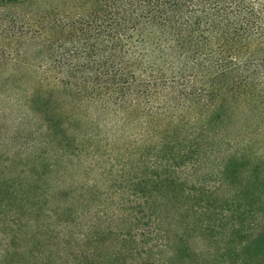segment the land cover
Here are the masks:
<instances>
[{
  "label": "rangeland",
  "instance_id": "rangeland-1",
  "mask_svg": "<svg viewBox=\"0 0 264 264\" xmlns=\"http://www.w3.org/2000/svg\"><path fill=\"white\" fill-rule=\"evenodd\" d=\"M232 1L230 33L264 24ZM22 2L0 1V264H264V85L203 74L161 117L105 114L72 70L111 5ZM263 51L231 54L264 78Z\"/></svg>",
  "mask_w": 264,
  "mask_h": 264
},
{
  "label": "trees",
  "instance_id": "trees-1",
  "mask_svg": "<svg viewBox=\"0 0 264 264\" xmlns=\"http://www.w3.org/2000/svg\"><path fill=\"white\" fill-rule=\"evenodd\" d=\"M97 1L103 8L111 5L110 15L116 16L112 23L95 26L94 32L104 28L106 34L88 35L87 62L84 68L72 71L74 77L82 79L83 92L94 94H90V101H96L105 114L119 115L136 109L148 117L152 114L161 117L166 110L157 112L156 104L180 102L183 93L193 92V88L196 93L188 96L193 100L202 96L198 95L200 89L196 87L195 77L203 74L201 77L210 82L206 92L213 89L214 80L227 77L234 84L259 81L254 82V90L263 92L260 86L264 85V78H259L262 73L257 70L261 64L245 67L241 62L243 57L231 52L241 42L263 44L264 24L247 36L240 37L234 33L236 29L230 33L242 11L239 6H233L232 0ZM48 2L53 0H43V11L48 8ZM222 23H226L225 32L218 34ZM51 25L55 27L54 23ZM226 46L228 50L224 49ZM263 53L257 57L263 58ZM75 60L74 57L72 61ZM186 73L194 78H186Z\"/></svg>",
  "mask_w": 264,
  "mask_h": 264
}]
</instances>
